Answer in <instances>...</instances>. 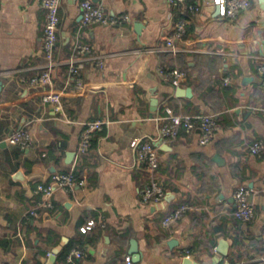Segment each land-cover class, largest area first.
<instances>
[{
	"label": "crops",
	"instance_id": "0c3cea01",
	"mask_svg": "<svg viewBox=\"0 0 264 264\" xmlns=\"http://www.w3.org/2000/svg\"><path fill=\"white\" fill-rule=\"evenodd\" d=\"M83 1L62 0L60 64L43 85L28 82L45 62L43 0H0V264H47L64 240L63 249L73 241L72 249L85 251L77 264H126L127 256L135 264H264V115L257 109L264 106V0H248L233 18L217 14L210 0H186L200 5L196 12L168 0H90L111 17L128 16L109 25L84 24ZM169 41L180 51H169ZM79 45L104 63H86L82 86L67 84L66 61ZM173 71L183 73L178 86ZM177 87L191 94L178 95ZM50 90L61 95L59 110L43 101ZM170 111L211 115L216 128L203 145L200 129L185 127L176 139L155 140L152 172L137 162L133 143L157 138ZM96 120L104 128L81 151ZM18 130L30 132L27 147L11 140ZM255 140L259 154L250 150ZM55 172H74L81 182L39 191ZM154 180L164 196L146 200ZM240 187L256 210L250 222L235 216ZM90 220L96 225L83 232ZM53 264L68 257L58 254Z\"/></svg>",
	"mask_w": 264,
	"mask_h": 264
},
{
	"label": "built area",
	"instance_id": "2783aa9c",
	"mask_svg": "<svg viewBox=\"0 0 264 264\" xmlns=\"http://www.w3.org/2000/svg\"><path fill=\"white\" fill-rule=\"evenodd\" d=\"M215 4L220 6V16L233 18L238 15L242 10L249 6L248 0H213ZM169 4L176 8L185 7L189 11L196 12L200 10L198 4H187L186 0H168ZM44 6L47 10L46 24L43 35V53L45 56V62L42 66V72L33 76L28 80L30 83H41L43 85H50L52 83V72L60 64L55 57V49L58 41V33L60 29V7L62 0H43ZM80 8L82 11V19L84 24L100 23V24H118L128 19V16L111 17L106 14L101 6L94 5L90 0L81 2ZM185 33V23L180 21L176 26V36L179 38ZM169 51L176 53L180 51V48L175 43L169 41L167 43ZM91 62L103 67L104 63L98 55L90 53L89 47L85 45H79L74 55H72L67 61L69 67L67 84L75 81L78 86L83 85L81 77L82 69L86 63ZM259 73L264 77V55L259 60L258 65ZM172 84L178 86L180 83V77L183 75L180 71H173ZM227 83L228 79H224ZM44 103H50L54 105L56 110L61 107V95L53 90L46 92L43 95ZM264 115V106L257 108ZM181 127H185L187 130L200 129V144H207L212 140L214 130L216 128V121L213 116L206 114L191 115V114H175L169 112L166 121L159 127L157 138H145L134 141L133 145L137 155V162L145 165L152 172H156L159 167V153L155 140H173L176 139ZM104 128V122L96 120L88 124L86 130L83 133V139L80 146L81 151H86L91 143L92 133L96 130H102ZM11 140L20 144L23 147H27L30 144V132L28 130H18L11 135ZM263 144L259 140H255L250 145L251 153L259 154L262 151ZM79 179L74 172H55L48 183H40L37 186L39 191L45 194H51L57 188L68 189L74 187L79 183ZM83 182V181H82ZM146 200H159L164 196V189L157 180H154L150 186L145 189ZM235 216L242 222H250L256 215V210L253 203L249 199V195L244 187H240L236 190L235 194ZM186 209V206H182L170 215H168L163 225L168 226L178 219L182 212ZM31 214L36 215V210H31ZM96 225L94 220H90L85 226L82 227V231L86 232ZM85 251L82 249H72L68 254V264H77V260L82 258ZM126 264H135L131 256L126 257ZM264 260V257L262 258Z\"/></svg>",
	"mask_w": 264,
	"mask_h": 264
},
{
	"label": "water",
	"instance_id": "95a60500",
	"mask_svg": "<svg viewBox=\"0 0 264 264\" xmlns=\"http://www.w3.org/2000/svg\"><path fill=\"white\" fill-rule=\"evenodd\" d=\"M213 2V0H210ZM215 9L217 11V14L220 13V6L219 5H216L215 6ZM177 94L178 95H190L191 94V89L190 88H183V87H177ZM157 101H155L156 103ZM162 144V140H160L158 142V145H161ZM251 201V200H250ZM68 241L67 240H64L62 242L61 245H59L58 247H56L53 251V254L51 255L50 257V260L48 261L47 264H53L55 259H56V256L61 252V250L63 249V247L66 245ZM227 247H225V249H220V251L223 253V254H226L227 253ZM131 253L134 254L135 256H138L140 255V252L138 250V244L136 243L135 240L132 241V248H131ZM185 264H197V263H194L192 260H190L189 258H186L185 259Z\"/></svg>",
	"mask_w": 264,
	"mask_h": 264
},
{
	"label": "trees",
	"instance_id": "16d2710c",
	"mask_svg": "<svg viewBox=\"0 0 264 264\" xmlns=\"http://www.w3.org/2000/svg\"><path fill=\"white\" fill-rule=\"evenodd\" d=\"M75 242H70L60 253H59V259L60 260H67L68 254L72 250V248L75 246Z\"/></svg>",
	"mask_w": 264,
	"mask_h": 264
}]
</instances>
